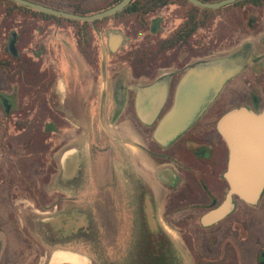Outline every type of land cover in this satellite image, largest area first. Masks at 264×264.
<instances>
[{
  "label": "rangeland",
  "instance_id": "1",
  "mask_svg": "<svg viewBox=\"0 0 264 264\" xmlns=\"http://www.w3.org/2000/svg\"><path fill=\"white\" fill-rule=\"evenodd\" d=\"M51 1L69 3L77 0ZM80 1L89 10L102 9L114 2ZM213 10H195L189 3L178 2L143 19L125 16L109 20L105 18L96 26L95 55L90 57L78 45L77 28L72 24L20 16L4 24L7 33H18L16 45L21 53V61L25 59L26 66L30 65L34 71L31 70L33 73L28 75L26 82L18 79L22 84L17 83L20 85L17 92L20 97L16 98L17 110L7 121L0 107V123L5 120L7 125L0 127V232L2 229L17 232V223L21 233L38 237L29 247L32 256H39L37 251L49 252L51 264H110L112 260L115 262L119 258L132 256V251L136 249L131 246L135 241L133 232L129 227H120V230L114 228L112 211H115L113 205L117 186L114 170L116 172L118 166L122 171L121 180L125 182H119L118 189L126 195V164L131 146L137 148L134 151L140 159H148L147 164L152 160L145 157L139 148H151L157 152L163 150L153 138L155 126L146 127L136 119L132 99L127 111L119 116L115 114L117 103L112 97L109 98L110 103L105 95L108 83L118 75H122L127 85L146 83L161 74L173 72L177 75L176 85L188 67L229 59L246 44L252 45L256 55H264L263 8L246 5L243 8L225 6ZM191 11L198 16L199 25L202 26L193 40L154 60L151 74L136 76L128 59L129 53L141 48L142 44L152 45L158 40L175 36L188 21ZM159 20L162 21L158 31L153 32V22ZM111 32L127 36L120 53L115 55L111 52L116 50V43L110 46L109 42ZM8 36L5 38L6 46L11 40ZM121 43L122 40L119 46ZM103 60L107 69L105 77ZM238 80L236 89L240 91L247 93L253 86L261 90L264 87V71L254 68L246 71ZM13 85L15 81L12 78L0 79L2 90L9 91ZM113 85L112 82L111 89ZM129 92L134 94L133 90ZM21 119L25 122L24 127L15 123ZM94 119L99 122L103 140L101 146L106 149L92 153ZM65 157L73 161L66 164L64 170L61 162ZM118 162L125 163V166L120 164L119 167ZM152 169H156L155 164H152ZM74 172L76 176L68 178V174ZM124 198L121 197L123 202L118 207L124 208ZM254 210L242 204L229 221L233 222L234 218L242 215L248 221L250 216L253 218ZM148 214L152 220L151 207H148ZM43 219L58 224L77 223L78 228H88L93 220L94 228L90 227L89 231L98 239L90 241L87 234L79 236L77 241H69L70 236L59 245L52 244L56 248L51 247L36 234L34 221ZM227 230L225 235H219V245L225 248L241 245L247 253L252 251L256 245L252 238L241 240L231 237ZM175 236L183 262L178 258L179 261L174 264L234 263L235 258L219 257L215 252L199 254L194 249V234L175 233ZM200 236L207 245L210 235L202 233Z\"/></svg>",
  "mask_w": 264,
  "mask_h": 264
},
{
  "label": "flooded vegetation",
  "instance_id": "2",
  "mask_svg": "<svg viewBox=\"0 0 264 264\" xmlns=\"http://www.w3.org/2000/svg\"><path fill=\"white\" fill-rule=\"evenodd\" d=\"M109 34L110 46L116 43V50L111 52L109 46L108 50L115 53L121 48L119 42L123 41V36L117 32ZM124 38L127 39V37ZM232 55L229 59L222 60L228 64L229 68L240 70L227 79L219 93L212 98L193 125L182 133L173 144L160 145L163 150L161 152L152 151L151 148L150 150L139 148L145 157L148 156L152 160V162H148L149 164L146 163L148 159L142 160L133 152H128L126 195L118 189V183L124 180H121L122 171L116 164L117 170L116 172L114 170V173L117 178V186L114 205L112 204L115 209L112 211L114 228L120 230V227H129L135 236V241L131 246L136 249L132 251L131 257L119 258L115 262L112 260L110 264H145L147 247H150L151 250L154 249L157 264H161L164 259L168 260L164 256L166 253L175 255L168 260V264H174L179 261L178 258L183 262L175 233L185 234L186 232L194 234L193 245L199 254L215 252L219 257L230 256L232 259L235 258L233 264H264V190L256 204H249L240 197L234 196L231 211L226 217L207 226L203 222L205 214L217 209L226 201L230 189L226 178L230 150L218 128L219 119L235 107L246 106L256 112L264 109V87L259 90L257 86L254 87L249 82L248 84L253 86L249 92L236 89V84L240 81L238 79H242L246 71L254 68L256 71H264V55H256L250 44H246L244 48ZM22 61L26 63L25 59ZM121 76H116V79L112 81L114 88L111 89L112 94L110 95L117 103L115 114L119 116L125 110L127 111L132 99L136 119L146 127L152 125L156 127L161 117L174 103L179 83L178 81L175 85L177 75L169 72L161 74L155 80L133 85L125 84ZM3 79L6 78H1V80ZM14 81L15 85L9 91L0 89V107L6 121L17 110L16 98L20 97V94L17 93L20 85L17 83L21 82ZM174 86L175 91H173ZM130 90H133L134 94H131ZM19 105L23 106L21 103ZM140 111L141 114H139ZM5 120L0 123V127H7ZM15 123L19 127H24L25 124L22 119ZM118 163L119 167L120 164L125 166V163ZM152 164L156 165V169H152ZM121 197H125L124 208L118 207L119 203L123 202ZM242 204L255 209L253 218L250 216L246 221L242 215L230 222L229 220L237 213ZM148 207H151L153 212L152 220L149 218ZM61 215L62 213L56 217ZM93 223L92 220L88 228H78L77 223L55 224L44 219L34 221L36 234L51 247H55L52 244L59 245L70 236L71 240L69 241H77L79 236L83 237L87 234H89L87 236L90 241L97 240L98 238L89 231L90 227L94 228ZM16 225L17 232L11 231L10 233L3 229L0 232V264H51L49 252L39 253L37 251L39 256H32L29 247L34 245L33 243L38 240V237L21 233V228L17 223ZM249 227L252 229L249 230ZM191 229L193 232H190ZM227 229L230 234L228 236L238 237L241 240L245 238L254 240L256 245L251 252H248L249 256L241 245H234L232 248L219 245V235H225ZM148 232L151 235V242L147 236ZM202 233L210 235L207 245L200 236ZM35 259L36 261H34Z\"/></svg>",
  "mask_w": 264,
  "mask_h": 264
},
{
  "label": "water",
  "instance_id": "3",
  "mask_svg": "<svg viewBox=\"0 0 264 264\" xmlns=\"http://www.w3.org/2000/svg\"><path fill=\"white\" fill-rule=\"evenodd\" d=\"M11 1L48 15L94 22L123 11L133 0H122L103 12L89 16L29 0ZM188 1L196 7L213 10L233 5L241 0H221L213 3L203 0ZM17 36L18 33L13 32L9 43V49L13 54H18ZM102 45L104 46L103 40ZM102 68L105 77L107 76L105 60L102 62ZM237 70V68H229L223 60L190 66L179 80L173 105L155 127L154 140L162 146L173 144L193 125L212 98L219 93L227 79L234 76L240 69ZM141 113L140 111L139 114ZM218 128L230 150L229 168L226 171L230 189L226 201L203 216L206 226L230 213L234 196L240 197L249 204H256L264 190V109L256 112L246 106L234 108L219 119Z\"/></svg>",
  "mask_w": 264,
  "mask_h": 264
},
{
  "label": "trees",
  "instance_id": "4",
  "mask_svg": "<svg viewBox=\"0 0 264 264\" xmlns=\"http://www.w3.org/2000/svg\"><path fill=\"white\" fill-rule=\"evenodd\" d=\"M33 2H38L45 4V6L54 7L57 9H62L67 12L80 14L82 16H89L93 15L97 12H103L118 2H121L122 0H114L112 4L104 7L101 9H86L83 5V3L80 0L69 2V3H57L53 2L51 0H29ZM206 2H218L221 0H203ZM178 2H185L189 3L193 9H201L204 11H215L208 8H202V7H196L188 0H133L130 2V4L121 12L116 13L113 16L108 17L106 20L116 18V17H122L125 16L127 18L137 17L138 19L145 18L148 14L152 12H157L164 7L170 5V4H177ZM246 5L252 6L255 8H263L264 9V0H241L233 5H228V7H245ZM18 16L27 18V19H34V20H45L46 22H55V23H69L77 28V42L78 45L81 47V50L83 52H87L90 56L95 55V38H96V27L100 22V20H95L94 22H87L82 20H71V19H65L64 17H58L53 15L45 14L41 11H36L31 8H28L27 6H23L20 4H17L11 0H0V79L1 78H12L14 80L20 79L22 82L29 78L28 75L33 73V69L28 65L26 66V63L24 61H21V53L18 51V54H13L9 49V44L7 46L5 45V38L8 36V38L11 39L13 36V31L11 33H7V31L4 29V24L6 22L11 21L13 18H17ZM254 19V18H253ZM162 20L154 21L152 25V31L157 32V28H159V23ZM254 21V20H252ZM200 19L198 16L191 11L188 15V21L185 22L184 26L175 34V36L169 37L165 40H158L155 43H152V45L149 44H142L143 46L141 48H138L133 53L130 52L129 61L131 62V65L133 67L134 73L136 76L141 75H149L151 74L150 68L153 65V61L158 60L159 58L164 57L171 51V49H180L181 47L188 45L191 40H193L194 36L197 34L198 30L201 25H199ZM205 26V24H203ZM154 27V28H153ZM116 33V32H115ZM119 33V32H117ZM119 35H122L123 37H127L123 35L122 33H119ZM126 40V39H125ZM122 48V46H121ZM121 48L113 53V55L120 53ZM189 68V67H188ZM31 70H33L31 72ZM112 87V81H109V88ZM148 239L151 240V235L148 232L147 233ZM151 251V252H150ZM147 261H145V264H157L155 261V254L154 249H150V247H147ZM166 258L171 259L172 257H175V255H171L166 253L164 255ZM167 259H164L161 261V264H167Z\"/></svg>",
  "mask_w": 264,
  "mask_h": 264
},
{
  "label": "crops",
  "instance_id": "5",
  "mask_svg": "<svg viewBox=\"0 0 264 264\" xmlns=\"http://www.w3.org/2000/svg\"><path fill=\"white\" fill-rule=\"evenodd\" d=\"M123 38V41H122V43H121V45L120 46H123V44H125L126 43V40H125V38L124 37H122ZM108 45V44H107ZM30 66V65H29ZM110 89L111 88H109V83H108V88H107V91H106V97H107V101H109L110 103H112L111 102V99L109 100V98L110 97H113L112 95H110V94H112V93H110ZM102 96H104L103 94H101ZM112 100L114 101V99L112 98ZM117 110V109H116ZM93 124H92V127H93V134H94V136H93V142H92V145H91V152L93 153L94 151H96V150H98V151H104L105 149H106V147H102L101 145H102V143H103V140L101 139V136H100V128H99V122H98V120H93V122H92ZM110 144V143H109ZM111 145V144H110ZM132 148H131V152H133L134 154H135V156H137L136 155V151H134V150H137V148H134V146H131ZM97 152V151H96ZM95 156H96V153H95ZM94 156H92V158H93ZM70 160V159H69ZM73 160H70V162L69 163H71ZM61 165H62V167L61 168H63L64 170H65V167H66V163H65V161H64V159H63V161L61 162ZM64 166V167H63ZM65 173V172H64ZM69 176H68V178L70 177H75L76 176V173L74 172V173H72V175L71 174H68ZM71 178V179H72ZM53 223H55V224H57L58 222H53ZM55 264V263H54ZM65 264V263H64ZM80 264H85V263H80Z\"/></svg>",
  "mask_w": 264,
  "mask_h": 264
},
{
  "label": "bare ground",
  "instance_id": "6",
  "mask_svg": "<svg viewBox=\"0 0 264 264\" xmlns=\"http://www.w3.org/2000/svg\"><path fill=\"white\" fill-rule=\"evenodd\" d=\"M64 161H65V163H66L67 165H69V162H70L69 159H67V158L65 157Z\"/></svg>",
  "mask_w": 264,
  "mask_h": 264
}]
</instances>
